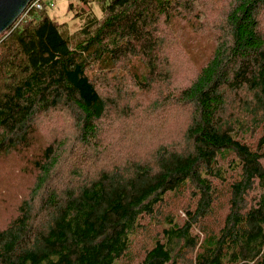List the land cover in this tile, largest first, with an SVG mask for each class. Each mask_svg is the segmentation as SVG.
Here are the masks:
<instances>
[{"label": "trees", "instance_id": "1", "mask_svg": "<svg viewBox=\"0 0 264 264\" xmlns=\"http://www.w3.org/2000/svg\"><path fill=\"white\" fill-rule=\"evenodd\" d=\"M79 1L69 4L86 7L74 32L43 0L0 34V156L27 150L38 117L65 108L78 141L98 147L116 106L102 86L117 97L127 76L141 91L168 85L164 26L199 20L197 0ZM263 16L264 0H233L193 79L151 103L157 114L173 103L189 111L183 149L162 143L147 160L57 189L66 145L48 143L29 196L0 228V264H264ZM146 217L152 244L135 254Z\"/></svg>", "mask_w": 264, "mask_h": 264}, {"label": "rangeland", "instance_id": "2", "mask_svg": "<svg viewBox=\"0 0 264 264\" xmlns=\"http://www.w3.org/2000/svg\"><path fill=\"white\" fill-rule=\"evenodd\" d=\"M232 1L197 0V29L192 20H183V25L175 30L164 26L166 45L163 70L171 80L168 85L161 83L150 92L141 91L127 76L119 85L122 92L117 97H113L116 92L111 84L102 86L103 94L111 97L116 106L109 107L100 123L102 128L98 147L89 148L78 141V123L75 113L69 109L51 110L38 117L33 145L22 153L0 156V228L17 215L20 203L29 196L38 174L33 161L53 140H63L66 145L53 177L57 189L77 186L81 181L95 177L103 168L122 165L131 159L147 160L162 143L183 149V133L190 117L189 111L173 103L167 104L157 114L151 110L154 108L151 103L171 89H181L193 79L212 53L217 40L222 37V29L226 25L225 15ZM70 2L80 1L45 0L52 17L60 22L67 21L65 29L74 32L83 24L78 15H83L86 7L80 3L73 4L70 7L73 9H70ZM96 5L99 8L95 7V12L101 16V5L98 2ZM258 131L248 134L247 141L254 142ZM147 221V217L143 219L145 230L139 231L134 238L135 254H140L152 244L153 234L146 227Z\"/></svg>", "mask_w": 264, "mask_h": 264}, {"label": "water", "instance_id": "3", "mask_svg": "<svg viewBox=\"0 0 264 264\" xmlns=\"http://www.w3.org/2000/svg\"><path fill=\"white\" fill-rule=\"evenodd\" d=\"M31 1L33 0H0V34L12 27Z\"/></svg>", "mask_w": 264, "mask_h": 264}, {"label": "built area", "instance_id": "4", "mask_svg": "<svg viewBox=\"0 0 264 264\" xmlns=\"http://www.w3.org/2000/svg\"><path fill=\"white\" fill-rule=\"evenodd\" d=\"M37 7V8H42L43 7V0H33L30 2L29 6L27 9ZM23 16V15H21Z\"/></svg>", "mask_w": 264, "mask_h": 264}]
</instances>
